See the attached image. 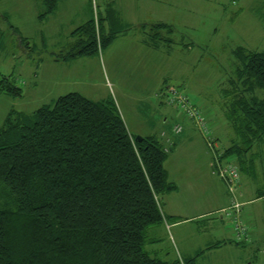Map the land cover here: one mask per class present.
Segmentation results:
<instances>
[{
  "label": "trees",
  "instance_id": "1",
  "mask_svg": "<svg viewBox=\"0 0 264 264\" xmlns=\"http://www.w3.org/2000/svg\"><path fill=\"white\" fill-rule=\"evenodd\" d=\"M62 1L44 0L40 21ZM115 12L108 4L105 13H92L72 34L79 38L74 49L55 60L98 56L109 48L127 31L112 30ZM141 26L147 46L174 43L173 26ZM234 55V76L223 96L236 140L222 150L253 174L254 160L244 159L264 139V99L254 95L264 89V52L240 46ZM0 93L23 97L8 77L0 79ZM136 137L113 100L70 93L32 116L12 110L0 128V264H196L199 255L164 260L146 249L153 244L150 229L169 220L160 197L176 186L165 168L171 151L155 135Z\"/></svg>",
  "mask_w": 264,
  "mask_h": 264
},
{
  "label": "rangeland",
  "instance_id": "2",
  "mask_svg": "<svg viewBox=\"0 0 264 264\" xmlns=\"http://www.w3.org/2000/svg\"><path fill=\"white\" fill-rule=\"evenodd\" d=\"M110 1L64 2L58 12L40 21V15L45 12L44 0H0V79L8 77L23 91L22 98L0 93V128L12 110L32 116L39 108L55 104L59 97L53 95L51 86L48 89L44 79L52 73L50 66L53 55L70 53L79 40L70 35L75 26H82L90 14L92 17V13L95 18L99 13H105L106 5H112ZM116 1L117 5L113 7L117 12L112 30L126 31L129 26L126 27L124 21L133 23L135 18L147 17L149 25L166 23L173 26L175 32L171 37L174 43L164 44L159 50L153 49L144 44L146 36L140 30L131 28L118 35L117 39L130 32L133 38L139 35L142 45L135 42L132 45L121 44L120 50L119 44H111L109 50H103L97 56L98 73L95 76L90 74V79L83 77L85 82L79 83H75L76 79L67 78L69 90L75 92L79 88L83 96L96 102L113 100L120 113L121 108L125 112L126 126L132 135H137V130H141L143 134L155 135L162 140L161 137L167 136V132L163 131V110L170 107L165 96L161 100L164 105H160L157 93L161 86L182 89L196 99L207 118H217L219 125H223L228 139L222 140L228 143L234 131L224 113L226 101L223 91L230 87V80L234 76V50L237 47L264 52V0ZM104 25L107 31L111 29L108 20ZM20 35L30 43L31 51L21 45ZM29 43L24 42V46L27 47ZM163 77L166 81L161 80ZM91 80L93 84L87 85ZM109 82L114 85L112 91ZM254 95L263 100L264 89H257ZM143 120L149 129H146ZM175 123L174 119H170L166 126L170 128ZM172 154H168V157ZM250 158L254 162L257 160V172L255 168L253 174L240 170L241 178L244 181L253 178L249 180L250 186L262 192L264 139L244 160ZM169 164H172V160ZM243 165H247V162ZM259 207L264 211V203ZM223 215L219 211L211 217L218 221ZM210 219L206 220L212 221ZM162 231L160 227L150 229V238L156 236L158 242L155 245L147 244V251L152 257L161 259L172 254L177 256V245ZM211 234L221 236L224 230L215 229ZM243 247L239 248L242 264H264L262 252H256V258L251 256L249 259V253Z\"/></svg>",
  "mask_w": 264,
  "mask_h": 264
},
{
  "label": "crops",
  "instance_id": "3",
  "mask_svg": "<svg viewBox=\"0 0 264 264\" xmlns=\"http://www.w3.org/2000/svg\"><path fill=\"white\" fill-rule=\"evenodd\" d=\"M74 1L77 2L79 0H63L54 13L62 8L64 2ZM109 3L114 6L117 5L116 0H111ZM87 4L89 7V1ZM90 19L91 14L90 18L85 23ZM136 19L137 18L134 19L135 22L133 23H126L124 21L126 27L127 25L129 26L126 29L128 31L129 29L131 30V28H135L136 30H140L143 34V27L141 25L149 24V22H147L149 18ZM85 23H83V25ZM72 26L73 24L71 27ZM79 27L80 26H75L70 35L72 36L74 31ZM129 34L130 32L123 34L122 39L116 38L112 45L119 44L118 48H120V50L121 44L132 45L135 42L137 45H142L139 35L133 38V35ZM112 45L106 50H109ZM26 56L28 57V54H26ZM97 58V56L81 57L69 61H56L55 58H52L53 64L50 66V72L52 73L44 78L47 82L48 89L49 86H51L53 90L52 93L55 97H61V95L64 96L63 94L67 95L70 93H79L83 95L79 88L74 90L75 92L69 90L67 78L71 80L76 79L75 83H79L83 81V77L90 79V74L95 76L98 73V70H96L98 66ZM161 80L166 81V78L163 77ZM91 81L92 82L87 83V85L93 84L94 81ZM105 83V86H107L106 79ZM109 84L111 91L114 90L113 83L109 82ZM167 87L161 86L157 93V98H160L159 103L162 106L164 104L161 100L165 96V88L167 89ZM169 107L170 109L163 110L164 118L162 122L164 124L163 131L167 132V137L165 138H171L173 142V147L171 149L173 154L167 158L165 168L169 174V181L176 186V190L160 197V202L164 204V207H162L161 204L162 211L165 217L169 219L161 225L160 228L163 229L162 233L166 234L167 238L171 237L172 241L177 245L178 255L175 256L172 254V256L166 257L164 260H173L176 257L191 259L199 255L196 259V264H242L240 262L241 253L239 249L242 246H244L249 253V259L251 256L252 258H256V252H262L264 254V211L259 207L261 203H264V191H255V189L250 186L249 180L253 178L245 181L241 178L238 199L243 203L242 217L245 224L249 227L250 239L252 238V243L243 245L244 243L242 244L235 239L234 230L226 224L222 217H220L218 221H215V219L211 217V215L214 216L222 209L229 207L230 198L223 181H221L218 174H216V170L212 166V154L207 148L204 139L197 132L190 120L180 115L178 110L174 107L168 106V108ZM121 113L125 123L128 125L126 117L124 118L125 112H122V108ZM170 119H174L176 123L169 128L166 124ZM208 119L211 122L214 138L219 142L221 148L224 150L228 149L236 140L235 133L228 143L223 141L222 138H227L225 130L222 129L223 125L222 127L219 125L217 118ZM143 121L144 125L147 126L146 129H149L145 120ZM177 124L183 126V131L179 135H173V126ZM143 133L144 132L141 130H137L138 136H152ZM133 135L137 136L136 134ZM165 138L161 140L164 146L167 145ZM261 142L257 145H261ZM171 152L169 154H171ZM171 160L172 164H169ZM254 167L257 172V160L254 162ZM171 203L174 205L172 204L169 206ZM207 218H211L210 220L212 221L206 220ZM215 229L216 231L224 230V234L221 236L212 235L211 233ZM150 239L153 242L151 245H155L158 242L156 236ZM223 254L224 256H222Z\"/></svg>",
  "mask_w": 264,
  "mask_h": 264
},
{
  "label": "built area",
  "instance_id": "4",
  "mask_svg": "<svg viewBox=\"0 0 264 264\" xmlns=\"http://www.w3.org/2000/svg\"><path fill=\"white\" fill-rule=\"evenodd\" d=\"M164 95L168 105L178 110L179 114L190 120L197 132L204 139L207 148L212 154V166L216 170L219 178L226 186L230 198V206L221 210L222 219L234 230L235 239L239 242H247L250 234L249 227L242 218L243 204L238 199V190L241 183V173L237 165L236 158L225 156V151L212 134L211 122L205 117L196 99L191 98L182 89L170 87ZM183 131V126L177 124L173 132L179 135ZM167 137V136H166ZM163 138V137H162ZM167 145L165 151L170 152L173 142L171 138H165Z\"/></svg>",
  "mask_w": 264,
  "mask_h": 264
},
{
  "label": "water",
  "instance_id": "5",
  "mask_svg": "<svg viewBox=\"0 0 264 264\" xmlns=\"http://www.w3.org/2000/svg\"><path fill=\"white\" fill-rule=\"evenodd\" d=\"M142 138H143V137H141V136H137V137H136V140H137V141H141Z\"/></svg>",
  "mask_w": 264,
  "mask_h": 264
}]
</instances>
